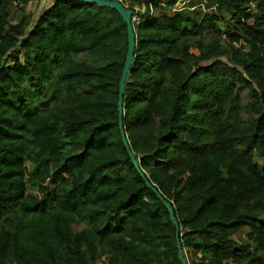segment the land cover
Segmentation results:
<instances>
[{"label":"trees","instance_id":"16d2710c","mask_svg":"<svg viewBox=\"0 0 264 264\" xmlns=\"http://www.w3.org/2000/svg\"><path fill=\"white\" fill-rule=\"evenodd\" d=\"M197 1L122 0L125 133L188 264H264V0ZM127 52L113 9L0 0V264H182L122 141Z\"/></svg>","mask_w":264,"mask_h":264},{"label":"water","instance_id":"95a60500","mask_svg":"<svg viewBox=\"0 0 264 264\" xmlns=\"http://www.w3.org/2000/svg\"><path fill=\"white\" fill-rule=\"evenodd\" d=\"M70 1H78L87 4H95L102 8H109L117 11L120 16L123 18L124 22L127 24L128 27V52L126 55V60L124 64V68L122 71V76L119 83V94H118V117H119V127L122 135L123 144L130 156V159L137 169L140 176L145 180L147 186L153 190V192L157 195V197L164 203L166 206L170 217L176 227V241H177V248L179 250V259L182 264H188L187 259L184 256V251L182 248L181 240H180V227L178 220L175 216V212L171 206V204L166 201L163 196L158 192L156 188H154L151 183L148 181L144 171L140 168V162L136 159V156L132 152L130 148V144L125 133L123 117H124V95L126 89V83L129 76L130 69L133 65L134 58H135V51H136V35L135 30L132 22L133 11L127 8L122 2L118 0H70ZM142 158V157H141Z\"/></svg>","mask_w":264,"mask_h":264},{"label":"rangeland","instance_id":"374dc122","mask_svg":"<svg viewBox=\"0 0 264 264\" xmlns=\"http://www.w3.org/2000/svg\"><path fill=\"white\" fill-rule=\"evenodd\" d=\"M194 1H196V3H199L197 0H194ZM209 1L210 2H214V0H209ZM49 4H50L49 1H46V2L43 1V3L42 2H34V3H31V4L27 5L25 7V10H26V12H29V13L32 14L33 21H34L40 15L41 11ZM188 5H189L188 3L184 4L183 2H181L179 5H176L175 7H172L170 10L161 9L158 12L156 11V13H160V14H163V15H173L177 11L181 10L183 7H187ZM200 7L203 8L204 11H209L210 10V9L207 10L203 5L200 6ZM19 8H20V5H15L13 10H12V14L15 16L16 19L21 16V14L18 12ZM198 9H200V8H198ZM181 11H184V9H182ZM189 11L192 13L191 16H193V18L196 21H198L199 19H197V18H199L201 13L198 12L197 9L195 11L194 7L190 8ZM252 11H255V8H252Z\"/></svg>","mask_w":264,"mask_h":264},{"label":"built area","instance_id":"2783aa9c","mask_svg":"<svg viewBox=\"0 0 264 264\" xmlns=\"http://www.w3.org/2000/svg\"><path fill=\"white\" fill-rule=\"evenodd\" d=\"M118 1H120V2H122V0H118ZM123 3V2H122ZM127 8H129L127 5H125ZM217 6V5H216ZM135 10L136 11H140V9L139 8H135ZM144 12V11H143ZM132 22H135V23H137V22H139V19H138V17L137 16H134V14H133V16H132Z\"/></svg>","mask_w":264,"mask_h":264}]
</instances>
